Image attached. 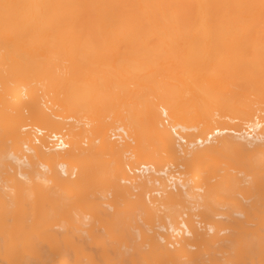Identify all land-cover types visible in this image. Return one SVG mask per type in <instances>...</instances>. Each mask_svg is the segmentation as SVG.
Segmentation results:
<instances>
[{
    "label": "bare ground",
    "instance_id": "bare-ground-1",
    "mask_svg": "<svg viewBox=\"0 0 264 264\" xmlns=\"http://www.w3.org/2000/svg\"><path fill=\"white\" fill-rule=\"evenodd\" d=\"M146 175L147 203L175 210L162 248L142 228L59 239L91 200L114 220L146 208ZM107 250L264 264V0H0V264H117Z\"/></svg>",
    "mask_w": 264,
    "mask_h": 264
},
{
    "label": "rangeland",
    "instance_id": "rangeland-1",
    "mask_svg": "<svg viewBox=\"0 0 264 264\" xmlns=\"http://www.w3.org/2000/svg\"><path fill=\"white\" fill-rule=\"evenodd\" d=\"M114 59V57H110V60H113ZM95 89V86H92V87H90L88 90H89V93H92V95H91V97L92 96H95V92L93 93V90ZM168 125V124H167ZM112 133V132H111ZM111 133H110V135H111ZM119 134L120 133H116L115 135L114 134H112V141H116V140H118V139H115V138H118L119 137ZM115 139V140H114ZM175 142H176V140H175ZM177 143V142H176ZM151 145L153 144V143H150ZM177 144H179V143H177ZM181 145L183 144V143H180ZM179 144V145H180ZM185 144V143H184ZM184 144H183V146H184ZM106 159H108V158H106ZM123 159H125V158H123ZM150 176H152V175H149V177ZM149 177H148V175H146L145 177H143V178H145V180H146V182L148 183H146V185L143 187V189L142 190H144V191H142L141 192V196H139V199H137V200H135V202L136 203H138L137 205H136V203H135V206H140V205H142V204H146L147 205V207L146 208H144V209H142V210H138V209H132L133 211H131V213H129V212H122V213H120V215H119V219H120V221H119V219L117 220V222H116V220H114V218H113V216H111V211H109V210H107V208L105 209L104 208V210H102L101 209V207H100V210L98 209V210H96L97 208H99V204H97V207L96 206H94L95 204H96V202H93V200H91V203H94V207H96V209L94 208L93 209V206H92V204L90 203V205L92 206L91 208L92 209H90V210H88L89 212H91L90 214L91 215H93L92 216V218L93 219H91V220H94V222L93 221H87L86 223H87V225L85 226V224L86 223H84V224H79V223H77V222H74V223H72V221H73V218L75 219V216H73V218L72 217H70L68 214L66 215L64 212H63V214H64V216H63V218L64 219H66V221L65 220H63L62 221V229L60 230V235H59V239L60 238H62V240H63V238L65 239V236H66V239H67V236H70V239H68V240H70L71 241V239H74V242H73V240L70 242H68V240L67 241H65V240H63V243L65 242V243H71V244H73V243H80L81 241H83V242H87L88 243V246L90 247V246H95V245H98L99 243H100V245H102V243H103V245L104 246H106V247H108L109 245H110V243L111 244H118L119 243V245L118 246H120V244L122 243L123 245H125L126 243H127V241L130 243V242H135V244L137 243H140V242H136V237H137V234H136V231L138 230V228H142L144 231H146L145 233H146V235H147V232H148V236L147 237H149L151 234H153L152 235V237H150L149 239H147V240H149V241H151L152 242V244H153V242H154V244L156 245V244H160L161 245V247L160 248H162V246H164L165 245V243L164 242H162L161 240H160V238L162 237V236H166L167 234L165 233L164 234V230L163 231H161V230H157V228L159 227V226H161V227H163V226H166L167 225V222H166V219H164L165 217H167V215H169V214H173L174 212H175V210L173 211H167V210H165V209H160V210H153V207H151L147 202L149 201L148 199L146 200L145 199V192L147 193L148 191H152L154 188H153V183L152 182H150V180H149ZM162 178H165L166 180H167V176H162ZM148 180H149V182H148ZM168 183V182H167ZM150 184V185H149ZM169 185V188H171V191H174L175 190V188H177L178 186L176 185V187L175 186H173L174 184H168ZM150 186H151V188H150ZM147 189V190H146ZM152 189V190H151ZM175 192V191H174ZM142 196H143V198H142ZM124 198L126 199V200H124ZM124 198H121V199H123L122 201L121 200H119V201H121L120 203V205H122V206H120V207H124L126 204H125V202L129 199V198H127V197H124ZM140 199H141V201L142 200H145V201H140ZM157 199H160V198H157ZM110 200V202L112 201V198L111 197H109V199H108V201ZM106 201V200H105ZM113 201H116V199H113ZM138 201H140V203L138 202ZM62 202H66V200H62ZM99 202V201H98ZM123 202V203H122ZM149 205V206H148ZM71 206V205H70ZM74 206V205H73ZM73 206H71V208H73ZM66 208V207H65ZM69 208V206L66 208V209H64V210H67ZM71 208H70V210L69 211H71ZM76 210L78 209V208H76V207H74ZM75 209H73V211H71L72 213L71 214H73V212L75 213L76 212V210ZM61 210H63V209H61ZM79 210V209H78ZM77 210V211H78ZM91 210H93V213H92V211ZM97 212H96V211ZM105 210H107V211H105ZM177 211H178V209H176ZM68 211V210H67ZM138 211V212H137ZM141 211V212H140ZM146 211H148L147 213L148 214H146ZM160 211V212H159ZM161 211H162V213H161ZM163 211H166V212H163ZM101 212H102V214H101ZM158 212V213H157ZM169 212V213H168ZM69 214H70V212H68ZM94 213H96V214H99L98 216H100L99 218L97 217V215L96 214H94ZM106 213H107V216H106ZM124 213V214H123ZM194 214H192V212H190V213H188L187 214V221H188V219H189V221L191 222H194L195 224L197 223L198 224V222H199V218H197V217H199L198 215L199 214H197L198 212L197 211H194L193 212ZM127 214H128V216H127ZM132 214V215H131ZM137 214V215H136ZM141 214V215H140ZM177 214V213H176ZM75 215V214H74ZM79 215V214H78ZM86 215V214H85ZM84 214L83 215H79V217H80V219H82L81 217H83V216H85ZM91 215H87L88 217H90ZM109 215V216H108ZM126 215V216H125ZM131 215V216H130ZM161 215H162V217H161ZM191 215V216H190ZM196 215H197V217H196ZM67 216H69L70 218H68ZM101 216H102V218H101ZM107 218V220H105L106 218ZM150 216H152L151 218H149ZM194 216V217H193ZM77 217V216H76ZM125 217V218H124ZM135 217H137V218H135ZM191 219H190V218ZM196 217V218H195ZM112 218V219H111ZM139 218V219H138ZM158 218V219H157ZM76 219H78V218H76ZM90 219V218H89ZM109 219V220H108ZM142 219H144V220H142ZM155 219V220H154ZM162 219V220H161ZM67 220H69V221H67ZM70 220H72V221H70ZM96 220V221H95ZM125 220H126V222H125ZM139 220V221H138ZM147 220V221H146ZM148 220H150V221H148ZM194 220V221H193ZM100 221V222H99ZM102 221H104V222H102ZM109 223H108V222ZM122 221V223H120ZM128 221V222H127ZM138 221V222H137ZM145 221V222H144ZM154 221V222H153ZM188 221V222H189ZM197 221V222H196ZM96 222H98L99 223V225L97 226L96 224ZM114 224H113V223ZM155 222H156V224H155ZM164 222V223H163ZM69 223H71V226H70V224ZM88 223H89V225H91V224H93V226L91 225V227H89L88 226ZM91 223V224H90ZM107 223L109 224L108 226H107ZM110 223H112V224H110ZM115 223H117L116 225H115ZM126 224V225H124V224ZM139 223V224H138ZM144 223V225L143 226H141V224H143ZM160 223H161V225H160ZM166 223V224H165ZM74 226H73V225ZM80 226L79 228H77L78 227V225ZM131 224H132V226H133V228H132V226H131ZM134 224H137V226L136 225H134ZM158 224V225H157ZM163 224V225H162ZM64 225V226H63ZM67 225V226H66ZM75 225H77V226H75ZM82 225H84L83 226V228H82ZM101 225V226H100ZM112 227H111V226ZM123 225V226H122ZM145 225L148 227V228H146L145 227ZM152 226V228H150V226ZM68 227V226H70V227H68V228H66V227ZM100 226V227H99ZM131 226V227H130ZM140 226V227H139ZM87 227L89 228V232H88V229H87ZM93 227L96 229H93ZM103 227H111L110 228V231H108L107 230V233L106 232H104V230H103ZM114 227V228H113ZM121 227V228H120ZM145 227V228H144ZM71 228V229H70ZM73 228H75V231H74V229ZM118 228H119V230H118ZM125 228V229H124ZM129 228H130V231H129ZM66 229V230H65ZM80 229H82V232H81V230ZM83 229H85V230H83ZM86 229H87V233L88 234H86V233H84L85 231H86ZM100 229L102 230V231H100ZM67 230H69V231H67ZM72 230V231H71ZM79 232H78V231ZM91 230H92V232H93V234H92V232H91ZM115 230V231H114ZM124 230H128V232H127V234H128V236H127V234H125L126 233V231H124ZM152 230H154V231H156V232H154V231H152ZM66 231V233H64ZM96 231V232H95ZM114 231V232H113ZM117 231V232H116ZM120 231V232H119ZM135 231V232H134ZM151 231H152V233H151ZM75 235V236H73V234ZM77 232V233H76ZM102 234V236H101V234ZM113 232V233H112ZM119 232V233H118ZM122 232V233H121ZM131 232V233H130ZM138 232V231H137ZM158 232V233H157ZM163 232V233H162ZM79 233V234H78ZM130 233V234H129ZM156 233V234H155ZM162 233V234H161ZM63 234H64V237H63ZM81 234H84V235H82V236H84V239H83V237L81 236ZM97 234V235H96ZM107 234V235H106ZM110 234H111V236H110ZM124 234V235H123ZM136 234V235H135ZM161 234V235H160ZM61 235H62V237H61ZM78 235V237H76ZM80 235V236H79ZM88 235V238L86 237ZM94 235H95V237L96 238H94ZM117 235V236H116ZM119 235H121V237L119 236ZM129 235H130V237H129ZM154 235H155V237H154ZM158 235H159V238H158ZM105 236H107V238L105 237ZM122 236H124L123 238H122ZM132 236H133V238H132ZM73 237V238H72ZM86 237V238H85ZM91 239H90V238ZM104 237V238H103ZM114 237V240L112 239ZM115 237H117L116 239H118V240H116L115 241ZM120 237V238H119ZM69 238V237H68ZM76 238V239H75ZM78 238V239H77ZM82 238V239H81ZM106 238V239H105ZM125 238V239H124ZM131 238H132V240H131ZM156 238H158V241L156 240ZM81 239V240H80ZM87 239V240H86ZM90 239V240H89ZM99 239V240H98ZM104 239H105V241H104ZM108 239V240H107ZM122 239H123V242H122ZM151 239V240H150ZM61 240V239H60ZM85 240V241H84ZM93 242H92V241ZM99 242H98V241ZM102 242H101V241ZM107 240V241H106ZM131 240V241H130ZM154 240V241H153ZM160 240V241H159ZM79 241V242H78ZM92 242V244H94V245H91V242ZM95 241H97V242H95ZM112 241V242H111ZM113 241H115V242H113ZM125 241V242H124ZM61 243H62V241H60ZM107 242H109L108 244H107ZM121 242V243H120ZM157 242V243H156ZM98 243V244H97ZM149 243V242H148ZM108 246H107V245ZM121 244V245H122ZM163 244V245H162ZM122 245V246H123ZM155 245H153V246H155ZM159 245V246H160ZM141 246V245H140ZM139 248L140 247H138V249H137V251L136 252H139ZM154 249V251H157L156 253H151V257H156L157 255L156 254H158L159 253V251H158V249H155V248H153ZM122 252H124V250L123 251H121V253ZM139 254V253H138ZM138 254H135V255H132V254H130V252L129 253H126L125 255L124 254H121V255H119L118 253H117V255H112V254H109L108 253V250H107V257H108V260L106 259V261L107 262H116L117 264L119 263L120 264V261H123V259H124V262H121L122 264H124L126 261H138L141 257H140V255L138 256ZM154 254V255H153ZM110 255H112V256H110ZM125 256V257H124ZM133 256V257H132ZM110 257V258H109ZM121 257V258H120ZM124 257V258H123ZM136 257V258H135ZM115 259V260H112V259ZM117 258V259H116ZM135 258V259H134ZM137 258H139V259H137ZM127 259H129V260H127ZM133 259V260H132Z\"/></svg>",
    "mask_w": 264,
    "mask_h": 264
}]
</instances>
